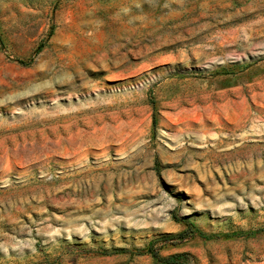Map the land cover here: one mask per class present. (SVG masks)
<instances>
[{"label":"rangeland","instance_id":"1","mask_svg":"<svg viewBox=\"0 0 264 264\" xmlns=\"http://www.w3.org/2000/svg\"><path fill=\"white\" fill-rule=\"evenodd\" d=\"M185 221L162 256L264 264V0H0V264H154Z\"/></svg>","mask_w":264,"mask_h":264},{"label":"trees","instance_id":"2","mask_svg":"<svg viewBox=\"0 0 264 264\" xmlns=\"http://www.w3.org/2000/svg\"><path fill=\"white\" fill-rule=\"evenodd\" d=\"M40 50H42V46L38 47L37 52H39ZM20 62L24 64H29L31 62V59L28 61L22 60ZM156 126H157V119L154 116L153 127L156 128ZM185 222L187 224V228L179 232L178 234L174 236L167 235L160 239H155V240L150 241L146 249V252L152 256L154 260V264H190L189 263L190 255L188 253H185V252L174 253L168 256H162L159 252L160 247L156 246L158 242H169L174 239L182 240V239L188 238L189 236H192L194 234L193 233L194 232L193 223L190 221H185Z\"/></svg>","mask_w":264,"mask_h":264}]
</instances>
